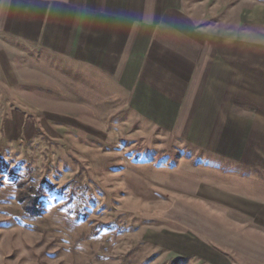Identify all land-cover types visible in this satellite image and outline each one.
Masks as SVG:
<instances>
[{"label": "rangeland", "instance_id": "obj_1", "mask_svg": "<svg viewBox=\"0 0 264 264\" xmlns=\"http://www.w3.org/2000/svg\"><path fill=\"white\" fill-rule=\"evenodd\" d=\"M255 1L232 6L236 18L224 5L215 23L238 34V45L223 44L226 59L235 50L257 68L221 69L205 47L202 100L173 117L109 69L18 46L0 53V264H264ZM22 184L38 190L40 215L24 211Z\"/></svg>", "mask_w": 264, "mask_h": 264}, {"label": "crops", "instance_id": "obj_2", "mask_svg": "<svg viewBox=\"0 0 264 264\" xmlns=\"http://www.w3.org/2000/svg\"><path fill=\"white\" fill-rule=\"evenodd\" d=\"M255 3V0H0V53L14 52L18 46L24 52L50 54L59 59L68 57L89 70L109 69L111 75L104 70L107 78L120 87L130 84L135 94L149 93L157 115L162 106L163 115L173 117L184 101L191 106V102L202 100L205 91L199 80L201 67L207 59L212 62L205 47L215 52L212 63L223 65L221 69L238 71L240 62L245 68L253 67V72L257 68L249 60L235 59V50L226 59L223 44L238 45V34L224 37L217 32L222 23H215L223 21L224 5L228 6L230 17L236 18L238 8L232 10V6ZM206 51L208 57L202 53ZM228 73L224 72L226 76Z\"/></svg>", "mask_w": 264, "mask_h": 264}, {"label": "trees", "instance_id": "obj_3", "mask_svg": "<svg viewBox=\"0 0 264 264\" xmlns=\"http://www.w3.org/2000/svg\"><path fill=\"white\" fill-rule=\"evenodd\" d=\"M25 185V184H24ZM21 189H23V184L20 185ZM26 188V187H24ZM23 195V197H22ZM19 199L22 203L24 211L26 214L30 216H38L41 213V206H40V198L38 194V190L35 189L33 186H28L23 194H19Z\"/></svg>", "mask_w": 264, "mask_h": 264}]
</instances>
